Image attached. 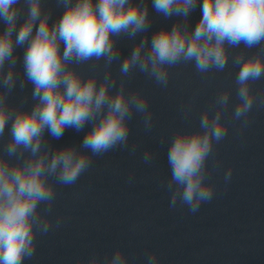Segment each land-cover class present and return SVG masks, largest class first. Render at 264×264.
I'll list each match as a JSON object with an SVG mask.
<instances>
[{
    "label": "clouds",
    "instance_id": "9594fccd",
    "mask_svg": "<svg viewBox=\"0 0 264 264\" xmlns=\"http://www.w3.org/2000/svg\"><path fill=\"white\" fill-rule=\"evenodd\" d=\"M57 4L63 12L52 21L51 10L44 9L42 0H0V21L5 25L0 31V137L6 129L9 136L0 152V264H24L36 253L37 233L46 234L52 228L47 214L52 212L56 192L50 177L61 185H73L88 171L93 156L126 148L134 112L142 114L145 130L151 131L148 98L140 91H128L124 77L139 71L166 88L172 67L193 63L200 74L220 72L228 66L230 48L264 45V0H202V15L194 29L188 21L198 0H152L157 14L181 19L171 28H159L150 41L146 33L152 17L146 0H57ZM23 6L27 15L18 26ZM141 33L145 35L121 60L118 39H135ZM18 47L24 49V79L19 87L33 85L31 109L9 104L19 79ZM100 60L105 68L102 79L96 72L85 78L74 67ZM116 61L120 64L118 87L111 73ZM232 63L238 66L232 119L241 121L243 130L250 123L254 105L264 106V97H257L252 88L264 78V47L250 55L240 51ZM230 98L229 89L219 91L203 110L198 129L174 133L167 151L170 207L179 201L196 213L202 203L212 200L215 186L208 182V160L214 145L228 135L223 116ZM183 111L187 115L190 109ZM86 124L91 128L79 147L53 150L45 140V131L59 139L66 128L80 131ZM152 159V153L146 151L144 162L151 164ZM231 176L229 168L226 183ZM41 204L46 205L44 214ZM60 224L58 218L55 226ZM86 264L130 261L116 249L106 259L93 254ZM146 264H161L160 257L153 251Z\"/></svg>",
    "mask_w": 264,
    "mask_h": 264
}]
</instances>
